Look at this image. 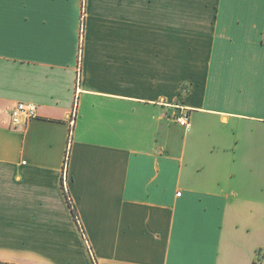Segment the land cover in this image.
Instances as JSON below:
<instances>
[{"label": "crops", "instance_id": "0c3cea01", "mask_svg": "<svg viewBox=\"0 0 264 264\" xmlns=\"http://www.w3.org/2000/svg\"><path fill=\"white\" fill-rule=\"evenodd\" d=\"M237 1L85 0L80 34V0H0V263L264 264L263 3Z\"/></svg>", "mask_w": 264, "mask_h": 264}, {"label": "built area", "instance_id": "2783aa9c", "mask_svg": "<svg viewBox=\"0 0 264 264\" xmlns=\"http://www.w3.org/2000/svg\"><path fill=\"white\" fill-rule=\"evenodd\" d=\"M36 106L29 103H17L10 111V119L13 127L24 126L36 117ZM174 121L180 127H189V114L185 111L174 116ZM180 196V193H177ZM261 258V254H258Z\"/></svg>", "mask_w": 264, "mask_h": 264}, {"label": "rangeland", "instance_id": "374dc122", "mask_svg": "<svg viewBox=\"0 0 264 264\" xmlns=\"http://www.w3.org/2000/svg\"><path fill=\"white\" fill-rule=\"evenodd\" d=\"M80 1L82 3V5H81V7H82L81 8V10H82L81 11V20H80V34H82L83 33V29H84V17H83V15H84V2H85V0H80ZM208 1L210 2L209 5L210 6H214V9H215L218 0H208ZM228 1L233 2L234 0H223V3L224 2L227 3ZM251 1H253V0H251ZM235 2H238V1L235 0ZM254 2H262L263 3V6H262V14L264 15V0H254ZM259 254L262 255L260 261L264 262V250L261 251ZM258 258H260V257L258 256Z\"/></svg>", "mask_w": 264, "mask_h": 264}, {"label": "trees", "instance_id": "16d2710c", "mask_svg": "<svg viewBox=\"0 0 264 264\" xmlns=\"http://www.w3.org/2000/svg\"><path fill=\"white\" fill-rule=\"evenodd\" d=\"M65 192V191H64ZM65 195H66V199L68 200V203L70 205V208H71V212H72V215L74 217V221L76 222V224L78 225L80 231H82L83 233V229H82V226L80 225V222H79V219H78V215H77V212H76V209L72 203V201L70 200L69 196H68V193L65 192ZM0 264H8V263H0Z\"/></svg>", "mask_w": 264, "mask_h": 264}]
</instances>
